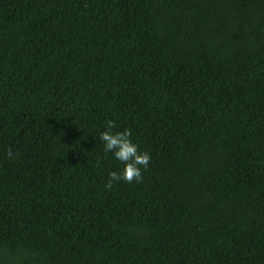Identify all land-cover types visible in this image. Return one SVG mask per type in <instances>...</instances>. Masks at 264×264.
Listing matches in <instances>:
<instances>
[{
  "label": "trees",
  "instance_id": "obj_1",
  "mask_svg": "<svg viewBox=\"0 0 264 264\" xmlns=\"http://www.w3.org/2000/svg\"><path fill=\"white\" fill-rule=\"evenodd\" d=\"M0 264H264V0H0Z\"/></svg>",
  "mask_w": 264,
  "mask_h": 264
},
{
  "label": "clouds",
  "instance_id": "obj_2",
  "mask_svg": "<svg viewBox=\"0 0 264 264\" xmlns=\"http://www.w3.org/2000/svg\"><path fill=\"white\" fill-rule=\"evenodd\" d=\"M108 130L100 134V139L104 143L105 152H112L124 168L121 172L113 171L109 173V179L105 185L107 190H111L115 183L124 181L126 183L143 182V171H146L150 162L151 154L141 151L139 145L132 141L131 130L113 132L116 127L115 122H108ZM7 156L13 158V152L8 150Z\"/></svg>",
  "mask_w": 264,
  "mask_h": 264
}]
</instances>
